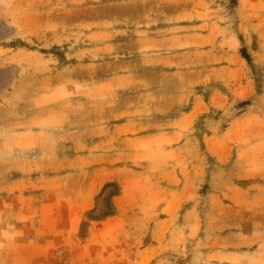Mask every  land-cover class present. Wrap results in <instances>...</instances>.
I'll list each match as a JSON object with an SVG mask.
<instances>
[{
    "label": "rangeland",
    "instance_id": "rangeland-1",
    "mask_svg": "<svg viewBox=\"0 0 264 264\" xmlns=\"http://www.w3.org/2000/svg\"><path fill=\"white\" fill-rule=\"evenodd\" d=\"M236 1L214 0L221 15ZM193 5L0 0V264H264L262 32L240 40L243 73L212 86L225 103L168 140L161 159L154 151L136 165H53L82 135L28 118L67 98L72 110L94 109L115 90L97 88L96 74L120 69L109 64L117 49L138 50L144 34ZM236 80L249 83L246 96ZM34 144L35 163L17 150Z\"/></svg>",
    "mask_w": 264,
    "mask_h": 264
},
{
    "label": "crops",
    "instance_id": "crops-1",
    "mask_svg": "<svg viewBox=\"0 0 264 264\" xmlns=\"http://www.w3.org/2000/svg\"><path fill=\"white\" fill-rule=\"evenodd\" d=\"M232 7L231 14L226 11L221 15L214 0H194L188 11L161 22L165 27L156 36L147 38L144 34L138 50L129 53L117 49L109 64L120 69L96 74L97 88L111 86L115 90L111 98L95 100L98 104L94 109L72 110L67 98L53 100V108L60 103L63 108L41 116L31 111V125L52 118L61 128L71 127L70 134L82 135L77 151L53 165L102 167L122 161L136 165L138 159H151L149 152L154 151L161 159L168 140H179L193 121L211 107L225 103L224 93L212 86H224L226 76L233 72L241 75L240 40L257 31L264 34V0H237ZM232 86L238 93L245 91L244 96L249 92L248 82L236 80ZM166 88L179 90L173 97H166ZM23 134L36 135L33 130ZM28 148L17 146L18 151L29 150L33 163L38 162L35 144Z\"/></svg>",
    "mask_w": 264,
    "mask_h": 264
}]
</instances>
